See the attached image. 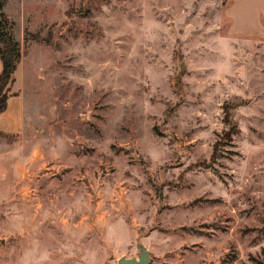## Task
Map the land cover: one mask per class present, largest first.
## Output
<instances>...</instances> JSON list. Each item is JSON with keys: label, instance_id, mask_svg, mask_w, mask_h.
<instances>
[{"label": "rangeland", "instance_id": "obj_1", "mask_svg": "<svg viewBox=\"0 0 264 264\" xmlns=\"http://www.w3.org/2000/svg\"><path fill=\"white\" fill-rule=\"evenodd\" d=\"M244 1H6L25 120L0 133V238L28 264L138 244L151 264H264V6Z\"/></svg>", "mask_w": 264, "mask_h": 264}, {"label": "crops", "instance_id": "obj_2", "mask_svg": "<svg viewBox=\"0 0 264 264\" xmlns=\"http://www.w3.org/2000/svg\"><path fill=\"white\" fill-rule=\"evenodd\" d=\"M247 6H264V0H245ZM23 98H11L9 96L8 106L5 112L0 114V133L5 135H14L19 132L22 126V121L25 120V108L23 105ZM11 157L3 156L0 159V169H3L5 165L10 164ZM13 160V158H12ZM26 164H33L34 157L26 158ZM32 161V162H31ZM24 159L18 161L17 168L23 170ZM3 239L0 238V264H28L22 253L27 248L23 244H9L7 242H2ZM15 252V254H13ZM15 258H19L15 262ZM28 260V259H27Z\"/></svg>", "mask_w": 264, "mask_h": 264}, {"label": "trees", "instance_id": "obj_3", "mask_svg": "<svg viewBox=\"0 0 264 264\" xmlns=\"http://www.w3.org/2000/svg\"><path fill=\"white\" fill-rule=\"evenodd\" d=\"M7 0H0V60L2 62V71L0 73V114L6 111L8 106L9 94L8 85L12 83V77L17 71L21 61V45L13 38L10 27V18L6 15L4 8ZM36 41L30 34L26 36L25 42ZM7 89V90H6ZM6 90V91H5ZM226 111L228 105L225 106ZM225 111V113H226ZM227 116V113L225 114ZM226 118V117H225ZM229 119V117L227 116ZM230 120L225 119L226 125ZM216 156V149L212 157V162Z\"/></svg>", "mask_w": 264, "mask_h": 264}, {"label": "water", "instance_id": "obj_4", "mask_svg": "<svg viewBox=\"0 0 264 264\" xmlns=\"http://www.w3.org/2000/svg\"><path fill=\"white\" fill-rule=\"evenodd\" d=\"M139 256L135 258L122 257L119 259V264H151L152 258L150 251L143 245L138 244Z\"/></svg>", "mask_w": 264, "mask_h": 264}]
</instances>
